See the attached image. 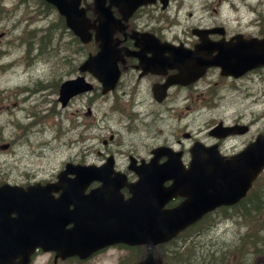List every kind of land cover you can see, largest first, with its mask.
Instances as JSON below:
<instances>
[{"label":"flooded vegetation","instance_id":"1","mask_svg":"<svg viewBox=\"0 0 264 264\" xmlns=\"http://www.w3.org/2000/svg\"><path fill=\"white\" fill-rule=\"evenodd\" d=\"M73 2H77L78 8L83 10L90 38L85 43H79V37L66 27L64 16L54 10L57 36L62 40L77 41L81 50L87 54L98 50L99 38L109 39L110 48L120 53V75L114 88L102 93L100 84L91 72H81L77 63H71V70L60 78L56 89L63 79L80 73L92 82V88L70 97L64 106H60L69 108L76 99L83 100L84 106L80 111L78 108L68 111L69 115H73L70 116L71 127L80 126L76 133L78 141L82 142L83 138H88L90 129L95 126L96 121L103 118L111 120V124L115 122L125 134L127 133V140H124L119 137L122 134L120 128H108L107 125L108 131L101 134L96 143H84L77 150L78 158L71 160L73 163L101 166L98 175H102V171L106 172L103 177L86 181L87 184H83L85 193L100 186L103 181H109L119 184L118 193L127 198L130 191L126 183L136 181L139 173L148 172L142 167L137 170L134 166L149 164L152 149L155 147L181 151V165L187 168L189 147L196 141L204 146L215 144L219 151L228 154L240 150L258 132H264V129H254L253 116L246 118L240 113L231 117L204 116L198 121L207 110L218 104L222 97L218 93L220 88L243 87L240 82L255 69L240 76H233L222 74L219 67L212 66L188 82L169 81L178 70L169 64L175 53L189 54L195 51L199 54H215L213 47L217 42L222 44L231 39L264 37V0ZM40 4L46 6L47 2L40 0ZM101 15L103 19L104 16L107 18L106 15L111 18L104 24V20H100ZM51 16L52 13L48 17ZM76 48L71 47L72 50ZM153 55H156V59L152 58ZM152 60L157 64L151 65ZM102 98L111 101L107 106L108 114L104 117H94L95 103L103 101ZM79 114L82 117L76 118ZM113 114L115 117L112 118ZM219 121L224 125L242 123L245 130L216 136L211 131ZM10 142L12 143H8L9 148V144H13V141ZM91 151L98 159L87 158ZM109 155L113 156L112 168L106 170L102 164ZM153 162L159 166L165 162V156L162 155ZM59 170L38 180L26 174L21 180L8 182H52ZM255 180L246 195L235 204L226 209L220 206L204 214L200 231L216 228L218 222L215 216L220 214L231 216L236 224L245 225L244 231L238 229L243 233L238 230L232 233L233 240L230 243L220 242V245L210 247L217 255H206L205 252L204 255L197 254L196 248L203 245L201 239L189 238V229L186 228L178 239L153 245L152 257H147L144 244L116 243L104 245L84 258L77 255L55 258L52 253L39 264H100V257L110 250L116 253L113 264H136L145 259L153 260L152 264H264V176H258ZM170 183V179L162 181L164 187ZM183 198L178 194L171 196L164 202L162 209L177 205ZM254 215L257 219L253 223H247ZM242 235L244 238L241 239ZM29 264L35 263L30 261ZM144 264L149 263L146 261Z\"/></svg>","mask_w":264,"mask_h":264},{"label":"water","instance_id":"2","mask_svg":"<svg viewBox=\"0 0 264 264\" xmlns=\"http://www.w3.org/2000/svg\"><path fill=\"white\" fill-rule=\"evenodd\" d=\"M48 1L66 15L68 26L78 32L83 41L87 40L80 19L71 12L67 3L63 0ZM106 42V39L101 38L100 49L80 65V69H89L96 74L105 90L114 86L119 73L116 66L117 54L108 49ZM194 57V64L197 66L219 65L222 73L240 75L247 69L264 64V39L239 41L214 56ZM152 58L156 59V55ZM174 58L173 64L181 70L174 81H181L186 69L177 63L180 56L174 55ZM150 64L157 63L152 60ZM87 88L89 85L84 83L82 76L66 80L60 85L59 99L64 104L70 95ZM220 129L219 125L215 127V130ZM191 154L192 161H218L208 173L210 177L203 178L209 186L205 191L199 188L202 179L196 172V166L191 168L193 171L190 173L194 177L185 180L193 186L197 183L199 187L196 188L195 195L200 199L211 200L212 203L208 206L201 205L194 199L195 206H189L190 202L187 201L168 217L160 219L151 217L152 214L148 215L149 209L157 207L162 198L154 194L160 192L150 188L155 183H143L142 188L136 185L135 190L131 189L132 196L126 201L116 197L101 198L99 195L102 193V197L104 196L107 183L104 184V190L100 187L97 192L92 193H82L77 187L82 186V182L86 180L87 166L66 163V169L55 184L35 183L27 185L25 189L8 183L0 184V263L13 259L17 254L26 261L36 246L44 250H55L61 256H84L99 247V244L116 241L143 242L149 247L155 242L166 240L208 208L215 204L233 203L245 193L251 180L264 166V135L256 136L243 150L229 158L219 156L213 148H201L197 145L191 148ZM66 172H75L76 175L67 178ZM58 184L61 185V191L54 197L51 191L57 190ZM193 197V194L189 195L190 200ZM147 199L150 202L144 204ZM69 204H73V207L69 208ZM138 207L146 210L141 213H126L127 210L131 211L129 208ZM70 222L74 225L67 226Z\"/></svg>","mask_w":264,"mask_h":264},{"label":"rangeland","instance_id":"3","mask_svg":"<svg viewBox=\"0 0 264 264\" xmlns=\"http://www.w3.org/2000/svg\"><path fill=\"white\" fill-rule=\"evenodd\" d=\"M7 9L0 15V146L9 144L10 148L0 147V181L21 180L26 174L35 179L49 176L57 170L63 161L74 160L77 150L84 143L97 142L100 135L108 131L109 127H118L111 120L101 119L96 121L90 129L89 137L77 140L80 126L71 127L69 110L83 108L82 99H76L69 108H61L57 101V82L64 77L70 64L80 62L85 56L84 52H76L71 57L69 52L63 51V44L53 39L50 45L38 49L35 42L33 50L26 55L25 40L21 36H27L29 29L35 28L37 34L39 27L45 20L38 15L39 5L35 2L21 8H15L14 0H2ZM43 7V6H41ZM44 8V7H43ZM53 15V14H52ZM48 49V50H46ZM71 58V59H70ZM48 59V60H47ZM38 80L46 83L40 85ZM237 89L220 88L218 93L222 95L218 104L202 115L227 116L235 113L244 114L243 117L254 118V129L264 128V68L255 71L251 76L240 82ZM40 90V91H39ZM30 93V94H29ZM29 98L21 99L23 95ZM103 99V98H102ZM123 99V98H122ZM110 99L99 100L95 103L94 117L108 114L107 106ZM27 104L23 109L20 105ZM20 112V119L28 124L15 120L14 116ZM115 117V114L112 115ZM79 114L76 118H81ZM108 125V128L106 127ZM121 129V128H120ZM119 136L127 140V133L121 129ZM31 135H34L30 137ZM84 135V133H83ZM37 145L34 141L40 140ZM31 141H29V139ZM85 140H88L85 142ZM87 158H97L91 151ZM231 220L224 221L216 229L206 231L199 239L203 245L196 248L197 254L217 255L210 247L220 245V242L230 243L233 240L232 233L237 231L235 223ZM116 253L110 250L100 257V264H113ZM48 254L36 256V264L41 263Z\"/></svg>","mask_w":264,"mask_h":264},{"label":"trees","instance_id":"4","mask_svg":"<svg viewBox=\"0 0 264 264\" xmlns=\"http://www.w3.org/2000/svg\"><path fill=\"white\" fill-rule=\"evenodd\" d=\"M1 6H0V11H1ZM33 29H31L28 32L27 36H21L22 41L25 40V42L28 44V51L30 50V48H32V44L35 42V44L39 45L40 47L42 46H46L51 44V39L48 36H45L44 34H40L38 36V34H33ZM34 48V47H33Z\"/></svg>","mask_w":264,"mask_h":264},{"label":"bare ground","instance_id":"5","mask_svg":"<svg viewBox=\"0 0 264 264\" xmlns=\"http://www.w3.org/2000/svg\"><path fill=\"white\" fill-rule=\"evenodd\" d=\"M238 230V229H237ZM240 233H243L241 230H238ZM244 238V235L241 236V239Z\"/></svg>","mask_w":264,"mask_h":264}]
</instances>
